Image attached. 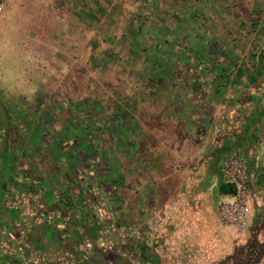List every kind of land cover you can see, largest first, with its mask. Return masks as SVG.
I'll return each instance as SVG.
<instances>
[{"label":"rangeland","instance_id":"374dc122","mask_svg":"<svg viewBox=\"0 0 264 264\" xmlns=\"http://www.w3.org/2000/svg\"><path fill=\"white\" fill-rule=\"evenodd\" d=\"M192 64L199 84L210 68L234 82L236 68L264 67V0H0V110L10 124L15 176L31 180L18 192L33 188L39 203L72 210L70 224L82 210L78 225L92 246L122 247L140 235L148 260L204 264L208 254L187 243L186 225L157 191V180L187 171L191 146L183 141L198 144L200 126L191 138L180 135L192 128L183 119L198 113L190 93L199 84L186 87ZM4 159L8 176L10 152ZM76 171L96 186L88 206L82 186L71 183ZM43 182L66 201L50 197ZM221 206L220 222L232 226ZM248 218L228 232L235 244L227 256L264 254L245 249L264 243L250 237Z\"/></svg>","mask_w":264,"mask_h":264},{"label":"crops","instance_id":"0c3cea01","mask_svg":"<svg viewBox=\"0 0 264 264\" xmlns=\"http://www.w3.org/2000/svg\"><path fill=\"white\" fill-rule=\"evenodd\" d=\"M217 69L219 67L209 69V73H215L214 76L205 75L201 71L205 78H200L203 81L190 93L197 103L195 107L198 113H195V118L183 119L192 128L190 134L189 131H184L180 135L185 138L193 137L195 125L200 126L199 130L204 129L205 134L193 146L189 143L190 139L183 141L184 145L191 146V155L186 157V161H190L187 164L189 166L185 167L187 171L170 179L157 180V191L158 195L163 194L161 198L165 206H175V211L171 207V217L180 220V227L186 225L187 243H192L194 250L199 249L198 254H208L202 258L199 256L204 264H264V254L259 258L227 256L231 243L235 244L228 232H235L237 227H224L218 212L219 204L231 202L232 198L219 192V185L225 183L221 165L231 151L239 148L243 151L247 172L251 178L252 202L248 227L254 233L251 232L250 237L257 234L264 240V67L257 70L248 66L238 67L233 72L234 82L223 78ZM15 170L14 163L5 183L4 177L0 175V187L3 184L5 188V191L0 188V264H89L88 257L93 260L92 264H125L118 263L116 256H120L128 264H148V257L143 254L146 253L148 245L144 246L142 236L139 235L135 241H130V238L128 242H123L121 253L118 249L121 245L117 247L110 243L109 246V241L92 246L88 236L82 233V226L78 225L80 219L78 217L77 220V215L82 210L76 208V219L74 224H70L72 210H54L47 203H39L35 193L33 194V188L27 187L28 189L18 192V186H29L31 180L24 177L20 180L22 178L15 176L18 174ZM0 172L2 173V168ZM39 184L54 200L66 201L62 193L58 192L57 197L51 196V191L44 187L46 184ZM11 187L13 190H10ZM38 189L36 192L40 194ZM44 196L42 193V197ZM50 197L45 198L46 201L52 200ZM48 203L50 204L49 201ZM74 204L77 205L76 201ZM107 234L108 232L104 233ZM99 235L102 236V232ZM84 238L87 247L83 246ZM258 241L259 243L253 245L248 242L245 249L250 253L257 249L264 251L262 239ZM217 243L222 245L216 246ZM134 247L142 250L144 258L136 254L131 256ZM210 248H217L218 256L210 255ZM111 254L113 257H109Z\"/></svg>","mask_w":264,"mask_h":264},{"label":"built area","instance_id":"2783aa9c","mask_svg":"<svg viewBox=\"0 0 264 264\" xmlns=\"http://www.w3.org/2000/svg\"><path fill=\"white\" fill-rule=\"evenodd\" d=\"M205 134L204 129L199 130V140ZM243 151L235 148L231 151L221 165V174L225 183L235 186L236 193L232 195L231 202L221 203L222 217L226 224L243 229L252 202L251 178L248 175Z\"/></svg>","mask_w":264,"mask_h":264},{"label":"trees","instance_id":"16d2710c","mask_svg":"<svg viewBox=\"0 0 264 264\" xmlns=\"http://www.w3.org/2000/svg\"><path fill=\"white\" fill-rule=\"evenodd\" d=\"M195 66H196V64H192V67L189 69L190 70V72L188 73V75H189V77H188V80L186 81V87H188V88H192V87H194V85H198L199 84V75L197 74V71H198V69H197V67L195 68ZM208 80V79H207ZM193 89V88H192ZM86 158V157H85ZM91 161V157H88V158H86V160H85V165H86V168L88 169L89 167H90V162ZM97 161H99V158L97 157ZM86 169V170H87ZM79 171H76L75 172V174H73V176H72V181H71V183H72V185L73 186H75V185H78V184H80L81 186H82V190H83V194H84V196H83V203H85V205L86 206H88V205H90V204H92L93 202H95V201H93V194H95V191H94V188L96 187L95 186V184H94V182H91L90 180L92 179V177L90 176V178H89V181L90 182H88V185H87V183L86 182H84V179L81 177V176H78L79 175ZM86 175H87V172H86ZM72 188V187H71ZM93 189V190H92ZM75 190V189H74ZM100 192V191H99ZM219 192H220V194H222V195H229V196H232V195H234L235 193H236V188H235V186H233V185H231V184H228V183H221L220 185H219ZM70 193H71V195L73 196V197H76L75 196V194L74 193H76V190L75 191H73V189H70ZM51 194L53 195V196H55V197H57L58 196V192L56 193V194H54V193H52L51 192ZM61 194V193H60ZM62 195V194H61ZM98 197H101V194L99 193L98 194ZM70 199H72V197L70 198ZM85 199V200H84ZM66 200V199H65ZM86 206H84V207H86ZM57 223V222H56ZM104 236H106V235H104ZM84 247H87V241H86V238H84ZM100 244V243H99ZM109 245V244H108ZM107 245V246H108ZM110 246V245H109ZM106 247V246H105ZM118 247V246H117ZM105 249H107V248H105ZM109 249V248H108ZM107 249V250H108ZM115 249V248H114ZM118 249H119V253H121V251L123 252V250L121 249V247H118ZM133 253L131 254V256H133L134 254H136V255H141V257H143L144 258V256H143V254H145V253H143L142 254V250H139L137 247H134L133 248ZM141 252V253H140ZM146 255V254H145ZM136 264H138V263H136ZM148 264H157V261L156 260H154V259H151L150 260V262H149V260H148Z\"/></svg>","mask_w":264,"mask_h":264},{"label":"flooded vegetation","instance_id":"af4514ba","mask_svg":"<svg viewBox=\"0 0 264 264\" xmlns=\"http://www.w3.org/2000/svg\"><path fill=\"white\" fill-rule=\"evenodd\" d=\"M3 109V107L1 106V104H0V109ZM0 112H1V110H0ZM9 124V122H8V117H7V115L4 113V114H2V112H1V114H0V168H2V173L0 172V175L2 176V178L4 177V169H3V167H4V161H5V159H4V152H10V154L12 155V157H13V163H12V161L10 162V167H9V169L11 168V167H13V165H14V163H15V153H14V150H13V146H12V144L10 143V139H9V134H10V124ZM8 125V126H7ZM11 173H12V170L10 171ZM9 179H10V177H9ZM12 181H14V176H12ZM3 191H5V188L3 187V184L1 185V187H0ZM13 187H11V189L10 190H13L12 189ZM13 192V191H12Z\"/></svg>","mask_w":264,"mask_h":264},{"label":"water","instance_id":"95a60500","mask_svg":"<svg viewBox=\"0 0 264 264\" xmlns=\"http://www.w3.org/2000/svg\"><path fill=\"white\" fill-rule=\"evenodd\" d=\"M6 180H7V175L5 174L4 175V183L6 182Z\"/></svg>","mask_w":264,"mask_h":264}]
</instances>
